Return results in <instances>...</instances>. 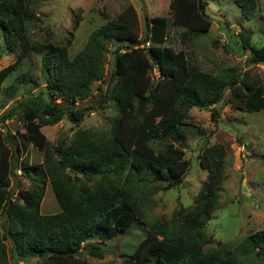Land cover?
<instances>
[{"label":"trees","instance_id":"1","mask_svg":"<svg viewBox=\"0 0 264 264\" xmlns=\"http://www.w3.org/2000/svg\"><path fill=\"white\" fill-rule=\"evenodd\" d=\"M168 3L169 17H144L142 38H138L136 11L129 5L99 26L70 58L72 35L64 44H45L43 49L31 41L27 24L35 20V13L30 0H0V33L12 36L18 47L15 60L0 69V97L9 89L3 87L6 79L37 50L45 81L44 89L16 102L0 117L3 126L18 114L22 141L42 156L35 165L19 159L18 143L11 145L13 137L0 132V264H10L9 252L15 261L87 264L78 256L85 242L104 243L125 234L133 223L145 227L144 238L122 256L120 264H241L237 249L244 251L240 255L264 258V231L248 236L236 248L223 243L205 249L204 228L218 205L223 180L225 150L221 145L200 151L198 163L207 171L206 178L192 205L176 210L169 222L147 219L143 213L148 204L126 187L127 178L130 187L141 188L145 197L181 184L189 162L184 159L179 131L188 125L184 121L190 109H213L226 91L227 101L237 110L264 109V86L258 80L246 74L239 77L234 71L221 76L197 71L183 51L163 46L170 24L185 29L180 35L185 40L187 34H204L211 26L207 0ZM234 3L244 19L253 18L256 0ZM238 37L241 48L249 52L248 63H264V46L255 48L246 34ZM108 42L117 43L112 52L111 87L107 94L100 92L97 103L109 97L117 116L100 136L79 130L69 144L61 141L51 149L41 128L56 125L64 117L75 126L80 124L90 108L73 104L87 99L92 84L100 82ZM151 71L158 76L152 77ZM19 79L25 82L26 78ZM98 87L101 91V84ZM16 168L30 186L26 190L16 187L13 193L11 177ZM126 175L135 178L131 182ZM47 184L59 208L52 215L40 212ZM5 242L11 246L9 252ZM89 252L103 256L98 246Z\"/></svg>","mask_w":264,"mask_h":264},{"label":"rangeland","instance_id":"2","mask_svg":"<svg viewBox=\"0 0 264 264\" xmlns=\"http://www.w3.org/2000/svg\"><path fill=\"white\" fill-rule=\"evenodd\" d=\"M34 9L35 20L27 24L31 41L42 48L45 44H64L72 35L68 49L69 57L73 58L86 44L89 36L105 22L115 19L127 6L136 11L140 26L138 38L145 32L143 19L156 16H170L168 0H30ZM206 14L211 26L204 34H187L186 40L180 35L185 29L169 25L167 38L163 46L173 51H183L189 64L197 71L210 75H226L234 71L239 77L246 74L250 79L258 80L264 86V63L251 65L248 63L249 52L241 48L239 34L250 37L255 48L264 46V0H256L257 8L251 20L242 17L234 0H207ZM75 21H77L75 26ZM117 43L107 44L104 56L102 77L100 82L91 86L87 99L75 101L74 108L89 107V112L75 126L64 117L58 124L45 126L41 132L46 137L50 148L61 141L69 144L75 133L85 130L98 137L110 127L111 120L117 116L115 103L104 99L98 105L100 92L109 93L111 87L109 76L113 64V50ZM11 48V49H10ZM18 51L17 43L10 35L0 33V69L15 60ZM40 50L33 52L25 59L4 82L3 87L9 88L0 97V117L16 102L31 94H37L45 88L44 68ZM25 82L18 81L19 78ZM151 76H158L151 71ZM20 80V79H19ZM101 84V91L98 86ZM229 92L221 103L212 108H192L188 112L179 136L184 141V159L189 162L183 180L179 186L156 194L141 193V188L126 187L136 199L141 198L148 204L143 215L152 221L169 222L176 210L187 209L192 205L207 171L199 167L198 155L207 146L221 145L225 150L223 180L219 187V200L211 220L205 226L208 242L205 249L216 248L218 244H227L233 248L243 244L248 236L264 231V109L256 112L237 110L227 101ZM57 102H59L57 100ZM214 112V113H213ZM8 132L13 139L11 145L18 143L21 148L19 159L28 164H40L41 153L31 145L25 144L20 134L23 132L22 121L18 114L0 125V132ZM160 146L155 145V149ZM11 177L13 193L16 187L26 190L30 182L21 175L18 168ZM127 176V175H126ZM132 182L135 175L129 177ZM143 197H141V196ZM40 212L52 215L59 212L49 184L46 185ZM159 221V222H160ZM125 234L104 243L88 241L82 245L78 256L87 264H120L122 256L129 255L144 238L145 227L139 223ZM8 252L10 244L5 242ZM98 246L102 258L91 255L89 249ZM244 251L237 249V260L241 264H264V258L253 255H240ZM10 264H37L36 259L15 261Z\"/></svg>","mask_w":264,"mask_h":264},{"label":"built area","instance_id":"3","mask_svg":"<svg viewBox=\"0 0 264 264\" xmlns=\"http://www.w3.org/2000/svg\"><path fill=\"white\" fill-rule=\"evenodd\" d=\"M145 46L148 47L149 46V43H146Z\"/></svg>","mask_w":264,"mask_h":264}]
</instances>
